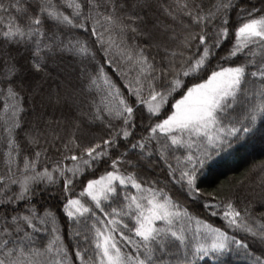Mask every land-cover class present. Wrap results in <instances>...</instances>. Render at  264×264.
I'll list each match as a JSON object with an SVG mask.
<instances>
[{
	"label": "snow or ice",
	"instance_id": "snow-or-ice-1",
	"mask_svg": "<svg viewBox=\"0 0 264 264\" xmlns=\"http://www.w3.org/2000/svg\"><path fill=\"white\" fill-rule=\"evenodd\" d=\"M5 21L0 264H264V164L204 186L264 135V0H0Z\"/></svg>",
	"mask_w": 264,
	"mask_h": 264
},
{
	"label": "trees",
	"instance_id": "trees-1",
	"mask_svg": "<svg viewBox=\"0 0 264 264\" xmlns=\"http://www.w3.org/2000/svg\"><path fill=\"white\" fill-rule=\"evenodd\" d=\"M6 26V21L3 25ZM260 131H257L254 136H251L247 142L242 143L240 146L234 148L231 155H222L215 159L214 162L210 165V171L208 175L204 177L206 187L214 186L221 180L231 179L232 177L242 178L243 176L251 175L252 179L256 182H259L260 174L258 172L259 166L264 164V151L254 153L251 157H244L246 149L251 147L253 142H261L260 141ZM254 147V144H253ZM255 150V149H254ZM230 158H232L230 160ZM230 160V162H228ZM227 164L230 163L229 167H226L225 171L221 173L214 172V167L219 164ZM253 170L252 173L249 170ZM211 222H218V218L212 217Z\"/></svg>",
	"mask_w": 264,
	"mask_h": 264
},
{
	"label": "rangeland",
	"instance_id": "rangeland-1",
	"mask_svg": "<svg viewBox=\"0 0 264 264\" xmlns=\"http://www.w3.org/2000/svg\"><path fill=\"white\" fill-rule=\"evenodd\" d=\"M260 141L261 142H253L251 144V147L246 149V152L244 154V157L248 158L251 157L254 153H258V152H263L264 151V135H261L260 133ZM254 144V147H253ZM255 149V150H254ZM232 158H230L231 160ZM230 160L228 162H230ZM230 163L227 164H219L218 166L214 167V172L216 173H221L223 171H225L226 167H229Z\"/></svg>",
	"mask_w": 264,
	"mask_h": 264
}]
</instances>
